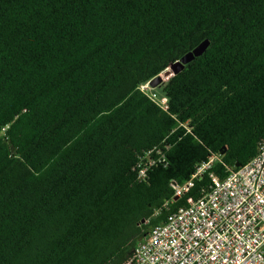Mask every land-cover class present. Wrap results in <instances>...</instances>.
<instances>
[{
  "label": "trees",
  "instance_id": "obj_1",
  "mask_svg": "<svg viewBox=\"0 0 264 264\" xmlns=\"http://www.w3.org/2000/svg\"><path fill=\"white\" fill-rule=\"evenodd\" d=\"M262 140L264 0H0V264H125Z\"/></svg>",
  "mask_w": 264,
  "mask_h": 264
},
{
  "label": "built area",
  "instance_id": "obj_2",
  "mask_svg": "<svg viewBox=\"0 0 264 264\" xmlns=\"http://www.w3.org/2000/svg\"><path fill=\"white\" fill-rule=\"evenodd\" d=\"M139 88L167 109L166 97L150 81ZM150 152L137 170L139 181L165 160L162 149H156V158ZM215 160L218 155L199 164L184 183L173 182V196L185 195ZM228 171L224 178L211 174L206 193L187 198V206L145 230L125 264H264V140L250 161Z\"/></svg>",
  "mask_w": 264,
  "mask_h": 264
},
{
  "label": "water",
  "instance_id": "obj_3",
  "mask_svg": "<svg viewBox=\"0 0 264 264\" xmlns=\"http://www.w3.org/2000/svg\"><path fill=\"white\" fill-rule=\"evenodd\" d=\"M208 45L209 41L204 40L200 44H198L194 49L185 53L179 60L173 62L166 70L163 71L165 72L166 77L170 78L171 76L179 73L184 68L185 64L192 61L195 57L200 56L206 50ZM163 80V77L159 74L150 81V85L152 88H155L162 84ZM220 153H224V149H222ZM235 166H239V164H236Z\"/></svg>",
  "mask_w": 264,
  "mask_h": 264
},
{
  "label": "rangeland",
  "instance_id": "obj_4",
  "mask_svg": "<svg viewBox=\"0 0 264 264\" xmlns=\"http://www.w3.org/2000/svg\"><path fill=\"white\" fill-rule=\"evenodd\" d=\"M162 73H163V72H162ZM162 73H160V75H162ZM154 90H155L158 94H161L162 87L157 86V87H155Z\"/></svg>",
  "mask_w": 264,
  "mask_h": 264
},
{
  "label": "bare ground",
  "instance_id": "obj_5",
  "mask_svg": "<svg viewBox=\"0 0 264 264\" xmlns=\"http://www.w3.org/2000/svg\"><path fill=\"white\" fill-rule=\"evenodd\" d=\"M161 76H162V77H163V79H164L163 81L167 80V78H168V77H166V74H165V72H163Z\"/></svg>",
  "mask_w": 264,
  "mask_h": 264
}]
</instances>
